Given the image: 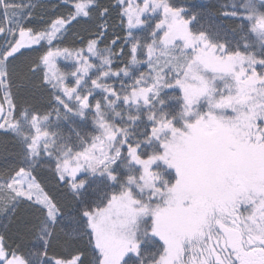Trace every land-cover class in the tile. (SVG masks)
I'll list each match as a JSON object with an SVG mask.
<instances>
[{
    "label": "snow or ice",
    "instance_id": "6c2138e0",
    "mask_svg": "<svg viewBox=\"0 0 264 264\" xmlns=\"http://www.w3.org/2000/svg\"><path fill=\"white\" fill-rule=\"evenodd\" d=\"M0 264H264V0H0Z\"/></svg>",
    "mask_w": 264,
    "mask_h": 264
},
{
    "label": "trees",
    "instance_id": "16d2710c",
    "mask_svg": "<svg viewBox=\"0 0 264 264\" xmlns=\"http://www.w3.org/2000/svg\"><path fill=\"white\" fill-rule=\"evenodd\" d=\"M53 2H58V0H53ZM201 2H203V3H211V2H213V0H201ZM60 10L63 11L64 9H60ZM60 63L63 64L64 62H60Z\"/></svg>",
    "mask_w": 264,
    "mask_h": 264
},
{
    "label": "rangeland",
    "instance_id": "374dc122",
    "mask_svg": "<svg viewBox=\"0 0 264 264\" xmlns=\"http://www.w3.org/2000/svg\"><path fill=\"white\" fill-rule=\"evenodd\" d=\"M61 62H63V61H61Z\"/></svg>",
    "mask_w": 264,
    "mask_h": 264
}]
</instances>
